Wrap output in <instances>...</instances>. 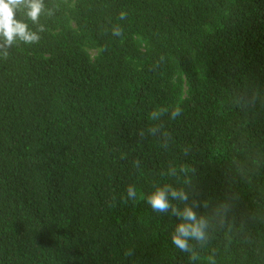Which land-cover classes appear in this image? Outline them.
Returning a JSON list of instances; mask_svg holds the SVG:
<instances>
[{
	"label": "trees",
	"instance_id": "trees-1",
	"mask_svg": "<svg viewBox=\"0 0 264 264\" xmlns=\"http://www.w3.org/2000/svg\"><path fill=\"white\" fill-rule=\"evenodd\" d=\"M43 5L0 51V264H264V0ZM165 185L208 223L196 260Z\"/></svg>",
	"mask_w": 264,
	"mask_h": 264
},
{
	"label": "clouds",
	"instance_id": "clouds-1",
	"mask_svg": "<svg viewBox=\"0 0 264 264\" xmlns=\"http://www.w3.org/2000/svg\"><path fill=\"white\" fill-rule=\"evenodd\" d=\"M21 5L27 8V18L34 24H38L41 11L44 7L43 0H0V51H3L5 56L8 55L7 49L11 47L17 39L22 40L26 44L38 43L41 39L39 33L45 31L43 25H39L36 31L29 30L27 23L17 18V13ZM126 12L121 11L119 14L120 20L126 19ZM112 35L121 36L122 31L119 26L112 29ZM256 35V34H255ZM78 63L74 65L78 72ZM168 109L154 110L150 113V119H157L163 112ZM171 119L175 120L181 116V109L177 106L171 110ZM150 132H155V127L149 129ZM136 166L138 162H134ZM186 202L188 196L183 190H176L168 185L164 187H156L149 195H147V203L154 212H167L170 208L172 212L179 217L180 223L175 227L172 234V243L182 252L191 253L190 259L196 260L198 256L193 252L190 240H195L198 243H203L207 239L206 229L208 227L207 221L203 217H198L193 207L185 206L183 210L173 206L168 197ZM126 196L128 200L135 201L137 199V190L134 186L129 185L126 189ZM131 255V251L127 253ZM210 264H215L214 259L209 257Z\"/></svg>",
	"mask_w": 264,
	"mask_h": 264
}]
</instances>
